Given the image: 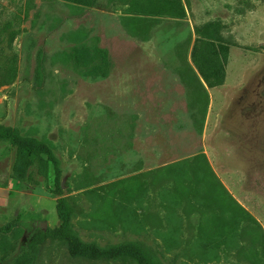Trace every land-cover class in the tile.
I'll return each mask as SVG.
<instances>
[{"label":"rangeland","instance_id":"rangeland-1","mask_svg":"<svg viewBox=\"0 0 264 264\" xmlns=\"http://www.w3.org/2000/svg\"><path fill=\"white\" fill-rule=\"evenodd\" d=\"M0 124V264H264V0H0Z\"/></svg>","mask_w":264,"mask_h":264},{"label":"trees","instance_id":"trees-1","mask_svg":"<svg viewBox=\"0 0 264 264\" xmlns=\"http://www.w3.org/2000/svg\"><path fill=\"white\" fill-rule=\"evenodd\" d=\"M97 52L100 57V63L98 65V68L102 70L107 65L106 53H105V50L101 47H97ZM4 139H8L13 143H21L25 141L24 138L18 137L16 132H14V130H12L9 127H6L3 124H0V140H4ZM186 162H188L187 159H180L178 161L172 162L170 165L174 166V165H179V164H185ZM56 187L58 188V184H56ZM57 211H58V215L61 221L59 227L57 228V232L66 241L68 248L74 251L75 250L86 251L87 245H84L78 242L77 239L72 235V232L70 231L68 223H67L66 212L65 213L63 212L64 205H62L60 201H58V204H57ZM20 223L23 226H26L27 224L26 222H23V221L21 222V221H18L17 218H14L13 220L9 221V223L4 228L0 227V231L7 232V230H9L12 226L19 225ZM48 231H49L48 228L44 231L40 229L39 231L33 233L32 239L34 238L39 239L41 238L42 235H44ZM88 250H89L88 253L93 254V255H97L100 252L103 253L102 251H99L98 248L93 247V246L88 248ZM107 250L109 251L108 253L114 254V255L124 254L125 252H127L130 254L129 257H131L132 260L135 259V261L138 264H154L149 259L144 257L145 252H147V250L149 249L147 248L145 242L143 241L138 240L133 243L125 242L124 244H121V245L111 246Z\"/></svg>","mask_w":264,"mask_h":264}]
</instances>
